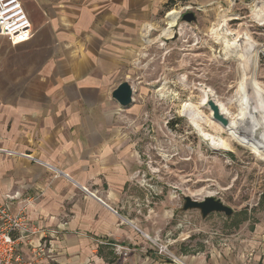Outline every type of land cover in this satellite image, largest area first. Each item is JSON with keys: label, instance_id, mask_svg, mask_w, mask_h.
<instances>
[{"label": "crops", "instance_id": "1", "mask_svg": "<svg viewBox=\"0 0 264 264\" xmlns=\"http://www.w3.org/2000/svg\"><path fill=\"white\" fill-rule=\"evenodd\" d=\"M21 2L33 37L16 46L0 38V201L10 196L11 214L26 207L48 232L41 260L32 252L38 235L22 244L26 261L112 264L120 245L132 250L127 264H178L157 255L119 211L138 159L119 126L124 108L112 97L142 25L169 0ZM152 30L146 27L147 43ZM252 236L181 257L184 264H264V239Z\"/></svg>", "mask_w": 264, "mask_h": 264}, {"label": "rangeland", "instance_id": "2", "mask_svg": "<svg viewBox=\"0 0 264 264\" xmlns=\"http://www.w3.org/2000/svg\"><path fill=\"white\" fill-rule=\"evenodd\" d=\"M258 6V0L162 6L142 25L140 46L124 72L135 94L119 126L138 163L119 211L140 224L130 220L145 237L170 240L177 256L234 238L264 239V230L257 232L264 228V152L249 144L251 126L264 115V13ZM189 12L196 15L193 23L182 19ZM148 25L154 30L147 43ZM170 25L173 33L164 37ZM207 89L231 116L248 122L242 137L213 123L212 111L202 106ZM189 110L200 115L204 133L226 140L231 150L206 140ZM186 197H214L234 214L203 218L199 210L183 209Z\"/></svg>", "mask_w": 264, "mask_h": 264}, {"label": "built area", "instance_id": "3", "mask_svg": "<svg viewBox=\"0 0 264 264\" xmlns=\"http://www.w3.org/2000/svg\"><path fill=\"white\" fill-rule=\"evenodd\" d=\"M33 35L32 23L21 0H0V38H5L12 46H16L30 40ZM3 199L5 201L12 198L5 196ZM4 201H0V264H29L23 254L22 244L31 245V240L35 235L41 238V243L33 247L32 252L37 261L41 260L46 253L47 230L30 221L26 207L13 215ZM55 233L52 231L49 235ZM141 233L144 236L145 233ZM147 240L157 255L178 264H184L182 257L171 251L172 242L170 240L162 241L150 236ZM114 250L117 258L112 264H127L132 250L120 245H115Z\"/></svg>", "mask_w": 264, "mask_h": 264}, {"label": "water", "instance_id": "4", "mask_svg": "<svg viewBox=\"0 0 264 264\" xmlns=\"http://www.w3.org/2000/svg\"><path fill=\"white\" fill-rule=\"evenodd\" d=\"M183 21L193 23L196 21V15L192 12L186 13L182 17ZM175 28V27H174ZM134 88L129 82H122L113 92V99L124 109L129 108L134 102ZM206 106L212 111V117L215 121L227 127L230 124L229 118L222 112L218 102L211 96L208 98ZM185 211L199 210L203 218H207L213 213H223L226 217L234 214V210L225 205L221 200L214 197H208L203 201H197L190 197L185 198L183 206Z\"/></svg>", "mask_w": 264, "mask_h": 264}, {"label": "bare ground", "instance_id": "5", "mask_svg": "<svg viewBox=\"0 0 264 264\" xmlns=\"http://www.w3.org/2000/svg\"><path fill=\"white\" fill-rule=\"evenodd\" d=\"M174 27H175V25H170L165 30V32L163 33V36L164 37H170L173 33L172 28H174ZM204 93H205V100L203 101L202 106L206 107V103H207L208 98L211 96L215 100V95H214L213 91L210 89H207L206 91H204ZM218 104H219L222 112L229 118L230 124H229V126L225 127L222 124H220L219 122L215 121L214 119H213V123H217L220 127L222 126L221 129H223V130L225 129L226 130L225 132H227V134L229 136L234 135V136H236V139L239 137H242L244 132L247 129H249L248 122L246 120H244L242 118V116H238V115H236L235 117L231 116V113L228 111V109L222 103L218 102ZM186 113H187L188 117L190 119H192V121L194 122L196 127L200 130V132L203 133L205 139L212 141L211 144L214 147L221 149V150H231V146H230L229 142H227L226 140L221 139V138H217V136H215V135L212 136L208 133L203 132V130L201 128V123H200V122H202V119L199 117L200 115L193 113L190 110H189V112H186ZM259 113H261V112H259ZM259 113H257V114H259ZM254 114H255V112H254ZM249 138H250V140H249L250 145H253L256 148H258V150H260L259 152H261V151L264 152V115L262 113L258 116V120L253 125V127L251 126V132H250Z\"/></svg>", "mask_w": 264, "mask_h": 264}, {"label": "trees", "instance_id": "6", "mask_svg": "<svg viewBox=\"0 0 264 264\" xmlns=\"http://www.w3.org/2000/svg\"><path fill=\"white\" fill-rule=\"evenodd\" d=\"M176 1H184V0H169V2L167 3L166 6L169 7V6L174 5L176 3Z\"/></svg>", "mask_w": 264, "mask_h": 264}]
</instances>
